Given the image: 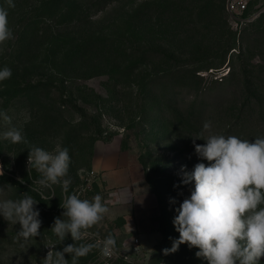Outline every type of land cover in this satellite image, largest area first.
<instances>
[{"label": "rangeland", "instance_id": "obj_1", "mask_svg": "<svg viewBox=\"0 0 264 264\" xmlns=\"http://www.w3.org/2000/svg\"><path fill=\"white\" fill-rule=\"evenodd\" d=\"M227 1L0 0L13 32L0 44V68L12 70L0 82V111L11 118L0 119V136L15 127L28 141L0 138V199L30 195L42 219L40 236L24 241L20 225L0 216V264H42L49 250L77 243L51 231L73 191L100 194L110 212L81 242L112 233L118 248L111 258L93 249L79 264H208L187 244L163 251L180 235L175 209L195 186L174 187L182 166L200 162L192 136L205 121L216 134L264 136V0L251 1L255 16L240 25ZM33 146L69 149L68 193L38 184L27 164ZM113 146L119 165L103 178L94 158Z\"/></svg>", "mask_w": 264, "mask_h": 264}, {"label": "clouds", "instance_id": "obj_2", "mask_svg": "<svg viewBox=\"0 0 264 264\" xmlns=\"http://www.w3.org/2000/svg\"><path fill=\"white\" fill-rule=\"evenodd\" d=\"M6 3L15 7L14 0ZM8 17V8L0 6V44L13 38ZM11 76L9 67L0 68V82ZM0 119L11 121L3 111ZM192 137L200 162L190 171L186 165L182 166V179L174 187L193 181L195 186L175 209L178 214L173 224L180 235L164 253L176 252L181 244H187L190 249L198 248L195 255L208 264H260L264 257V136L250 141L216 134L212 132V123L205 121L201 133ZM0 138L13 144L28 142L15 127L3 132ZM196 139H203L205 143L197 144ZM29 150L28 168L41 174L38 184L47 189L60 185L68 193L72 183L68 177L69 149L50 152L33 146ZM171 202L175 204L176 199L171 198ZM37 204L30 195L18 200L0 199V216L10 224L20 225L18 239L28 241L40 236L42 219ZM61 208L65 210L62 213L65 218L56 217L51 231L58 241H64L70 234L77 243L68 244L62 250H49L42 264H79L80 258L93 249H98L105 258L115 254L117 237L112 233L92 243L81 242L88 236V230L109 212L100 194L82 199L81 193L73 191L62 201ZM66 253L71 254V260L66 258Z\"/></svg>", "mask_w": 264, "mask_h": 264}, {"label": "crops", "instance_id": "obj_3", "mask_svg": "<svg viewBox=\"0 0 264 264\" xmlns=\"http://www.w3.org/2000/svg\"><path fill=\"white\" fill-rule=\"evenodd\" d=\"M121 158V148L120 146H113L110 148L105 149V152L101 154L99 151L97 152V156L94 158L93 162V169L99 172V175H102V177H106L107 174L109 176V173L114 171L117 166L119 165V159ZM131 190L134 198H138L139 190L137 188V185L135 182L131 184ZM113 193V192H112ZM110 194V197L113 196V194ZM109 198V197H108ZM110 215V212L107 213ZM141 242V241H140ZM142 245V243H141Z\"/></svg>", "mask_w": 264, "mask_h": 264}, {"label": "built area", "instance_id": "obj_4", "mask_svg": "<svg viewBox=\"0 0 264 264\" xmlns=\"http://www.w3.org/2000/svg\"><path fill=\"white\" fill-rule=\"evenodd\" d=\"M249 1L250 0H228L227 1V10L228 12L233 16L234 20L236 21L237 24L240 25V23H245L249 20H251L255 14H251L248 17H243V13L247 10L249 6ZM94 171H91L88 173L90 177L94 176ZM137 243V249L139 248V239H136ZM165 264V263H162Z\"/></svg>", "mask_w": 264, "mask_h": 264}, {"label": "trees", "instance_id": "obj_5", "mask_svg": "<svg viewBox=\"0 0 264 264\" xmlns=\"http://www.w3.org/2000/svg\"><path fill=\"white\" fill-rule=\"evenodd\" d=\"M251 1L252 0L249 1V6H248L247 10L243 13V17H248V16H250L252 14V13H250V3H251ZM249 21H251V20H249Z\"/></svg>", "mask_w": 264, "mask_h": 264}]
</instances>
